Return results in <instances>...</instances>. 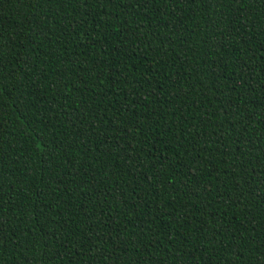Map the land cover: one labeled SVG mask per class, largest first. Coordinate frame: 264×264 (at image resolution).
Wrapping results in <instances>:
<instances>
[{"label": "trees", "instance_id": "1", "mask_svg": "<svg viewBox=\"0 0 264 264\" xmlns=\"http://www.w3.org/2000/svg\"><path fill=\"white\" fill-rule=\"evenodd\" d=\"M0 264H264V0H0Z\"/></svg>", "mask_w": 264, "mask_h": 264}]
</instances>
